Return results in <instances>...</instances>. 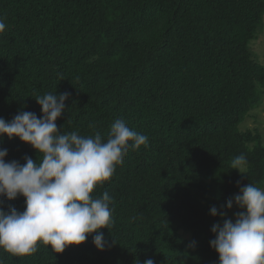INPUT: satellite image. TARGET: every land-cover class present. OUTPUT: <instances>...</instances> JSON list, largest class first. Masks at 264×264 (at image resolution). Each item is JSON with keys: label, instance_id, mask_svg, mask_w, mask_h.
<instances>
[{"label": "trees", "instance_id": "1", "mask_svg": "<svg viewBox=\"0 0 264 264\" xmlns=\"http://www.w3.org/2000/svg\"><path fill=\"white\" fill-rule=\"evenodd\" d=\"M0 20V118H41L36 98L67 92L63 134L106 141L122 119L148 137L91 193L111 200L105 250L93 233L63 253L0 249V264H219L211 229L230 219L227 201L249 183L264 189L263 135L242 126L264 97L252 48L264 0H0ZM0 149L6 162L43 158L18 137ZM240 155L242 173L231 168ZM0 208L23 212L25 197H0Z\"/></svg>", "mask_w": 264, "mask_h": 264}, {"label": "clouds", "instance_id": "2", "mask_svg": "<svg viewBox=\"0 0 264 264\" xmlns=\"http://www.w3.org/2000/svg\"><path fill=\"white\" fill-rule=\"evenodd\" d=\"M5 28L0 20V33ZM69 96L65 92L37 97L41 118L28 111L19 112L11 121L0 118V139L5 135L9 140L18 137L43 155L39 164L25 157L21 165L15 160L6 162L7 149H0V197H25L23 212L0 208V249L12 256L32 255L38 243L63 253L70 245L83 244L93 233L97 250H105L107 242L100 229L112 224L111 200L107 192L100 198H93L91 193L110 180L130 148L139 149L148 143L146 135L122 119L112 124L106 141L99 133L87 137L77 132L63 134L56 121L65 113ZM246 166L244 155L231 162V168L240 173ZM233 200L243 211L235 214L234 222L224 219L222 225L211 229L215 239L210 245L219 256V264H264V189L249 183L227 201L228 209L233 207ZM210 214H218L215 206ZM219 215L223 218L225 213ZM144 264L154 261L147 259Z\"/></svg>", "mask_w": 264, "mask_h": 264}, {"label": "rangeland", "instance_id": "3", "mask_svg": "<svg viewBox=\"0 0 264 264\" xmlns=\"http://www.w3.org/2000/svg\"><path fill=\"white\" fill-rule=\"evenodd\" d=\"M253 51L257 56L259 62L264 63V29L261 32L259 38L252 45ZM254 54V55H255ZM255 56V58H256ZM256 115L249 116L243 123L242 126L244 128H254L255 125H258L257 130L261 132L264 138V97L262 103L258 108H256ZM239 211H243V209L235 207V210L231 213L230 219H235V214Z\"/></svg>", "mask_w": 264, "mask_h": 264}]
</instances>
